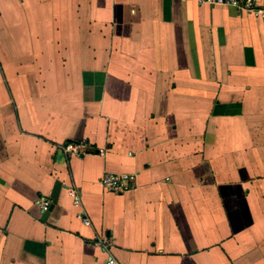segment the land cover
Segmentation results:
<instances>
[{
	"label": "crops",
	"instance_id": "0c3cea01",
	"mask_svg": "<svg viewBox=\"0 0 264 264\" xmlns=\"http://www.w3.org/2000/svg\"><path fill=\"white\" fill-rule=\"evenodd\" d=\"M108 173L134 188L105 190ZM110 257L264 264V19L197 0L0 1V264Z\"/></svg>",
	"mask_w": 264,
	"mask_h": 264
},
{
	"label": "built area",
	"instance_id": "2783aa9c",
	"mask_svg": "<svg viewBox=\"0 0 264 264\" xmlns=\"http://www.w3.org/2000/svg\"><path fill=\"white\" fill-rule=\"evenodd\" d=\"M1 1V0H0ZM200 5H208L211 7L215 6H226L233 7L241 12H246L250 15H253L256 18L264 19V9L260 8L255 0H197ZM62 150L69 156L80 157L85 154L84 146L81 144H68L62 147ZM104 155V151L100 152ZM101 184L103 188L112 193H127L131 191L135 186V179L131 175L123 174H106ZM73 196L76 198V204L79 205L78 198L75 194ZM43 212H48L50 210V203L47 201H43L41 204ZM80 219L84 222L86 226H91V221L89 218L84 217L82 214L79 215ZM97 246L105 248L102 242L98 241ZM106 264H117L115 259L110 257Z\"/></svg>",
	"mask_w": 264,
	"mask_h": 264
}]
</instances>
